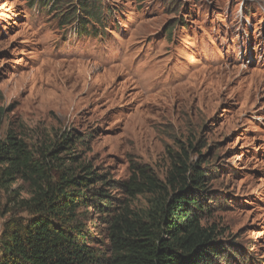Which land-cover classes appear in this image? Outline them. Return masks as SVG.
I'll return each mask as SVG.
<instances>
[{"label": "rangeland", "instance_id": "rangeland-1", "mask_svg": "<svg viewBox=\"0 0 264 264\" xmlns=\"http://www.w3.org/2000/svg\"><path fill=\"white\" fill-rule=\"evenodd\" d=\"M40 1L0 0V142L9 129L31 148L88 136L78 165L134 210L150 196L122 184L137 169L164 182L183 148L211 175L203 224L226 244L218 264H264V0H95L107 29L84 32L83 0ZM29 192L0 188V238ZM80 212L104 250V217Z\"/></svg>", "mask_w": 264, "mask_h": 264}, {"label": "trees", "instance_id": "trees-1", "mask_svg": "<svg viewBox=\"0 0 264 264\" xmlns=\"http://www.w3.org/2000/svg\"><path fill=\"white\" fill-rule=\"evenodd\" d=\"M33 1L38 0H31V8ZM40 2L45 7L57 3ZM78 11L87 16L78 17L82 32L88 25L107 29L108 15H102L105 10L97 1L83 0ZM87 138L68 132L56 142L31 148L8 130L0 142V188L21 181L30 197L18 203L26 216L15 215L3 226L0 264H218L227 259L216 228L203 224V216L211 213L205 202L211 175L190 164L183 148L164 182L137 169L122 184L130 199L150 196L146 209L134 210L132 201L120 203L112 196L114 182L89 165H78L75 149ZM88 208L104 217V250L97 247L80 212Z\"/></svg>", "mask_w": 264, "mask_h": 264}]
</instances>
